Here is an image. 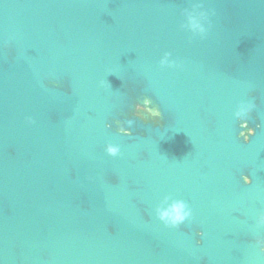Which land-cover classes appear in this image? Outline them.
<instances>
[{
  "label": "water",
  "instance_id": "95a60500",
  "mask_svg": "<svg viewBox=\"0 0 264 264\" xmlns=\"http://www.w3.org/2000/svg\"><path fill=\"white\" fill-rule=\"evenodd\" d=\"M262 215L264 0H0V264H264Z\"/></svg>",
  "mask_w": 264,
  "mask_h": 264
},
{
  "label": "clouds",
  "instance_id": "9594fccd",
  "mask_svg": "<svg viewBox=\"0 0 264 264\" xmlns=\"http://www.w3.org/2000/svg\"><path fill=\"white\" fill-rule=\"evenodd\" d=\"M199 5H194V9H198ZM208 19V13L207 12H196L195 10L192 13H189V23L190 26L194 30H199V32L202 35H207L208 30L211 26V21H208V27H205V25L201 22L202 20ZM170 55V53H166L163 60L160 61L161 66H174L175 61L169 62L167 57ZM148 101H145V104H147ZM137 108L139 110L144 109V105H137ZM149 111L153 112V115H160L158 110H152L149 109ZM248 109L241 108V110L237 113L238 116H244ZM31 120V118H28ZM244 127L247 126V121H244L243 124ZM121 131H125L123 127H121ZM249 132H254L253 129H249ZM241 135L245 136V139H248V136L245 135V133H241ZM106 151L109 155L116 156L120 153V148L117 145L108 144ZM246 182H250V177H245ZM157 215L160 221H162L165 225L171 226V227H178L182 223H184L186 220L191 218L193 216V210L190 207V205L185 200H174L170 205H168L167 208H159L157 209ZM260 224H264V215L260 217ZM256 242L261 247H264V237L257 236Z\"/></svg>",
  "mask_w": 264,
  "mask_h": 264
}]
</instances>
